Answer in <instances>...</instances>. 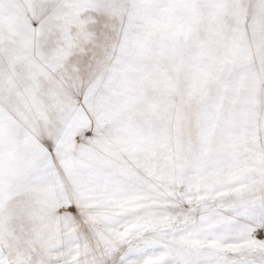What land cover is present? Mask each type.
<instances>
[{
  "label": "snow or ice",
  "instance_id": "obj_1",
  "mask_svg": "<svg viewBox=\"0 0 264 264\" xmlns=\"http://www.w3.org/2000/svg\"><path fill=\"white\" fill-rule=\"evenodd\" d=\"M0 264H264V0H0Z\"/></svg>",
  "mask_w": 264,
  "mask_h": 264
}]
</instances>
